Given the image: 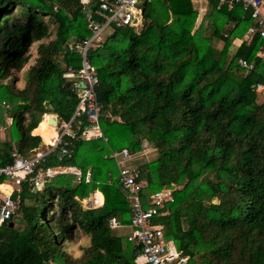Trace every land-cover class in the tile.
<instances>
[{"label":"trees","instance_id":"trees-1","mask_svg":"<svg viewBox=\"0 0 264 264\" xmlns=\"http://www.w3.org/2000/svg\"><path fill=\"white\" fill-rule=\"evenodd\" d=\"M204 1L207 14L198 20L191 0H143L139 32L112 27L88 47L104 141L81 138L86 117L72 119L81 90L64 76L81 69L77 47L91 36L85 11L100 2L0 0V129L11 121V141L0 140V167L12 164V144L33 158L42 144L34 130L43 115L54 114L59 135L70 123L74 136L63 135L37 168L80 174L78 182L58 174L37 190L21 183L12 219L22 223L0 226V264H145L127 241L131 208L109 158L123 149L133 157L145 146L153 159L131 162L140 195L176 187L151 225L162 228L188 264H264V104L254 90L264 86V40L255 34L231 52L253 26L250 14ZM35 43L37 58L17 88L16 74ZM239 59L252 70L240 68ZM96 191L102 206L83 209L76 198ZM77 232L87 243L74 258Z\"/></svg>","mask_w":264,"mask_h":264},{"label":"built area","instance_id":"built-area-1","mask_svg":"<svg viewBox=\"0 0 264 264\" xmlns=\"http://www.w3.org/2000/svg\"><path fill=\"white\" fill-rule=\"evenodd\" d=\"M99 6L96 11H85L87 28L91 31V36L78 46L81 55V69L74 75L69 72L64 76L66 78L76 79L75 87L79 88L80 99L73 118L85 116L87 126L81 138L106 139L103 137L99 127L100 107L96 102L94 87L97 83L95 75L92 73L90 65L86 61V52L92 42H99L101 34L108 28H133L139 32L143 27L142 10L138 3L143 0H98ZM226 6L232 9L240 6L244 11L250 14L253 26L249 27L243 36L241 42H249L255 34L264 40V0H218V7ZM139 16V17H138ZM238 65L247 71L252 70L253 65L243 59L238 60ZM82 84V86H80ZM254 90L257 93H264V86L256 85ZM9 124L11 123L10 120ZM61 135L73 137L70 132V123L61 126ZM11 157L12 164L0 167V177L5 181L8 179L14 186L19 187L22 182H28L33 190L51 180L55 175L61 172L59 169L46 168L38 169L39 160L42 154H36L33 158H24L16 150H13ZM109 158L113 159L118 169V182L124 191V197L131 208L130 216V234L127 241L133 244L138 252L136 261L145 264H188V257L182 256L175 244L170 240H165L162 228L151 225L154 217L165 214V207L173 202V192L175 188H163L151 193L146 198L140 195L142 184L136 181L138 172L135 168L129 167L125 162L132 158L127 150L111 152ZM79 180L80 175H77ZM89 175L86 176V182H89ZM4 184V185H3ZM0 186H7L1 183ZM1 191V189H0ZM0 224L3 220L10 221L16 209V203L11 198L10 193L0 197Z\"/></svg>","mask_w":264,"mask_h":264},{"label":"rangeland","instance_id":"rangeland-1","mask_svg":"<svg viewBox=\"0 0 264 264\" xmlns=\"http://www.w3.org/2000/svg\"><path fill=\"white\" fill-rule=\"evenodd\" d=\"M192 1V5H193V8L197 11L199 8H200V2H196L195 0H191ZM141 2H139L138 3V6L140 7L141 6ZM204 5H205V7L207 8V4L204 2ZM208 9V8H207ZM205 12H206V14H207V11L205 10ZM8 17H10V16H5V18L7 19ZM139 17V16H138ZM199 18V17H198ZM50 28H51V30H54V28H55V26L52 24L51 26H50ZM111 30H112V27H108L102 34H101V36H100V38L102 39V40H104V38L111 32ZM54 39V34L53 35H51V37L49 38V39H47V40H43L42 42H44V43H48L50 40H53ZM38 44L39 43H35V44H33L32 45V47L30 48V50H29V62L26 64V66L19 72V73H17L16 74V76L18 77V79H19V82L16 84V87L17 88H20V86H21V79H22V77H23V74H24V72L28 69V67L29 66H31V65H33L34 63H35V59L37 58V54H36V50H37V46H38ZM214 46L216 47V48H218V49H220L221 47H222V43L221 42H218V41H214ZM237 46L233 43V47H232V49H231V52H234V50H235V48H236ZM231 52H230V54H229V58L231 57ZM257 93V92H256ZM256 102H257V104H264V94H261V93H257V98H256ZM49 125H51V124H49ZM9 121L7 120L6 121V126H5V128H1L0 129V140L1 141H11V139H10V132H9ZM53 126V125H52ZM59 128H60V126L57 128V127H55V131H56V134H57V139L59 138ZM12 133L13 134H16V130H15V128H13L12 129ZM41 142H42V144H41V146L39 147V149H38V151H41V152H44V153H46V152H49L50 150H51V148H52V146H50V145H46V144H44L43 143V141H42V139H41ZM14 147H13V149H15L16 150V148H15V145L14 144H12ZM150 147H148V146H145L144 147V151L141 153V154H139V158H140V161H149L150 159H153V157L154 156H152L154 153H153V151H151L150 152ZM138 156V155H137ZM136 156V158H138ZM133 158V157H132ZM132 158L131 159H129V160H127L126 162H125V164L127 165V166H129V167H131V160H132ZM137 160V159H136ZM7 181H8V179H6ZM9 182V181H8ZM7 190H10V193H12L13 191H15V189H14V187H12L11 185H9V186H7V188H6ZM94 200H95V206H99L100 205V203H101V197L99 196V195H95V197H94ZM117 232V234H120V235H122V234H126V233H128L129 232V229L127 228V229H123V230H117L116 231ZM85 239H86V237L83 235V234H81V233H79V232H77L76 233V235H74V240L72 241V244L70 245V247H71V253L73 254V256H74V258H77V257H79L80 255H81V252H80V250H79V247L80 246H83V244H85V243H87V240L85 241ZM61 246V248H65V244H61L60 245ZM54 264V263H53Z\"/></svg>","mask_w":264,"mask_h":264},{"label":"crops","instance_id":"crops-1","mask_svg":"<svg viewBox=\"0 0 264 264\" xmlns=\"http://www.w3.org/2000/svg\"><path fill=\"white\" fill-rule=\"evenodd\" d=\"M196 2H200V8L197 10V14H198V20H200L201 19V17L203 16V14L205 13V10H206V7H205V5H204V0H195ZM206 3V2H205ZM234 44L236 45V46H238V44H240V41L239 40H236L235 42H234ZM261 94H264V93H261ZM46 116H47V114H45V115H43L42 116V121H45V122H47V120H46ZM57 118V117H56ZM7 120H9V119H7ZM42 121L40 122V124L42 123ZM39 124V125H40ZM47 124H48V122H47ZM38 125V126H39ZM38 127L34 130V133L36 134V135H39L40 137H41V139H42V141H43V143H44V139H45V136H44V133H43V131H39L38 132ZM37 130V131H36ZM33 133V134H34ZM54 133H55V136L54 137H52L51 139H50V142H48L47 144L46 143H44V144H46V145H50V146H52V148H51V150L49 151V152H51L55 147H56V145L58 144V140L57 141H55L54 142V144H52L53 143V139L54 138H56V131L54 130ZM89 140H96V139H89ZM36 152H37V154H42L43 156L45 155V154H47V153H49V152H46V153H43V152H41V151H38V150H36ZM141 154V153H140ZM137 155H135V156H133V158H132V160L130 161V162H132L133 161V159H134V157H136ZM138 158H137V160H140V158H139V154H138V156H137ZM59 170H61V172L60 173H58V174H68V173H70V174H73V175H75V177H76V181L78 182V180H77V178H78V174H79V172L78 171H76V170H74V169H59ZM57 174V175H58ZM80 175V174H79ZM56 176V175H55ZM54 176V177H55ZM53 177V178H54ZM5 183H6V185L7 186H9V185H11L12 187H14V189H15V191H13L12 193H10V190H7L6 188H7V186H5V188L4 189H1V191H0V197H3L4 196V194H9L10 193V195H11V198L13 197V195L15 194V193H17L18 191H19V189H20V186L19 187H16V186H14L11 182H8V181H4ZM3 182V183H4ZM4 185V184H3ZM99 195L100 197L102 196L101 195V193H99L98 191H96V192H94V193H92V194H90L87 198H85V199H82V200H80V199H78V198H76V200L79 202V204L81 205V207L83 208V209H96V208H99V207H101V206H95V200H94V197H95V195ZM102 198L103 197H101V201H102ZM103 204V203H102Z\"/></svg>","mask_w":264,"mask_h":264},{"label":"bare ground","instance_id":"bare-ground-1","mask_svg":"<svg viewBox=\"0 0 264 264\" xmlns=\"http://www.w3.org/2000/svg\"><path fill=\"white\" fill-rule=\"evenodd\" d=\"M49 118H51V114H47V116H46V120H47V122H48V120H49ZM54 118V117H53ZM47 122H45V121H42V123L38 126V132L39 131H43V133H44V136H45V139H44V143H48V142H50V139L52 138V137H54L55 136V133H54V130H55V126L53 125H49V122H48V124H47ZM36 130V131H37ZM57 135V134H56ZM57 137L58 136H56V138H54L53 139V143L52 144H54V142L55 141H57L58 139H57Z\"/></svg>","mask_w":264,"mask_h":264},{"label":"water","instance_id":"water-1","mask_svg":"<svg viewBox=\"0 0 264 264\" xmlns=\"http://www.w3.org/2000/svg\"><path fill=\"white\" fill-rule=\"evenodd\" d=\"M86 11H90V8L86 9ZM80 86H82V84H80ZM49 106L50 105H49L48 102H45L44 103V107L45 108H48ZM48 122H49V124L54 125L55 127H57V118H56V115L51 114V118H49ZM21 223H22V220L21 219L14 218V219H11L10 221L3 220L2 223L0 224V226L3 227V228H5V227H13V225H20ZM18 227L19 226H17L16 228H18Z\"/></svg>","mask_w":264,"mask_h":264}]
</instances>
